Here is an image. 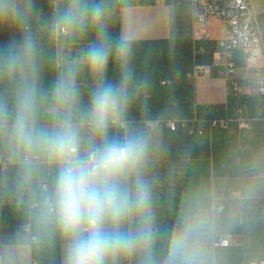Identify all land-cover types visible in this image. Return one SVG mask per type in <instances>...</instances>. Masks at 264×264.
Here are the masks:
<instances>
[{"label": "clouds", "instance_id": "obj_1", "mask_svg": "<svg viewBox=\"0 0 264 264\" xmlns=\"http://www.w3.org/2000/svg\"><path fill=\"white\" fill-rule=\"evenodd\" d=\"M122 0H0V205L16 227L0 264L60 250L61 264H216L211 241L264 198V148L230 184L193 186L162 222L156 139L131 112L148 88ZM116 78H109V66Z\"/></svg>", "mask_w": 264, "mask_h": 264}, {"label": "crops", "instance_id": "obj_2", "mask_svg": "<svg viewBox=\"0 0 264 264\" xmlns=\"http://www.w3.org/2000/svg\"><path fill=\"white\" fill-rule=\"evenodd\" d=\"M251 1L264 43V0ZM40 4L47 11L45 0H40ZM213 21L217 20H212L204 32L206 38H197L190 0H122L116 4L111 30L113 34L123 30L135 38V70L148 81L146 92L131 112L132 117L150 121L187 120L194 129V134L181 130L171 133L164 125L154 129L156 149L151 176L155 180L156 207L162 222L171 218L173 205L179 203L186 190L193 186L211 188L219 183L230 184L244 160L253 151L264 148V96L259 95L241 50L235 52L237 93L226 79L215 73L196 80L187 78L197 54L202 62L218 54L222 32L211 35ZM5 39L7 35L0 36V42ZM177 45L185 46L190 56L184 77L177 75L174 67L178 61ZM162 46L173 48L176 56L172 55V63L162 58L166 62L163 68ZM182 62L185 64V60ZM259 66L263 68L264 63ZM108 74L109 78H116L111 65ZM180 110L189 113L178 114ZM240 119L247 120L250 128L240 129ZM214 120L219 123L212 127ZM225 120L227 123H222ZM263 204L261 198L239 222L219 228L211 241L216 264H250L264 259ZM16 224L10 206L0 205V239L13 232ZM216 236H229L230 245L216 248ZM33 261L61 264L59 247L51 253H33L30 264Z\"/></svg>", "mask_w": 264, "mask_h": 264}, {"label": "built area", "instance_id": "obj_3", "mask_svg": "<svg viewBox=\"0 0 264 264\" xmlns=\"http://www.w3.org/2000/svg\"><path fill=\"white\" fill-rule=\"evenodd\" d=\"M193 21V32L197 38H206L204 33L210 26L212 20H217L222 24V37L218 41V54L208 64L193 63L192 69L187 73V78L196 80L198 78L217 74L227 80L229 87L234 91H239L236 81L235 52L241 50L248 68L253 75L255 86L259 95L264 96V43L259 28L256 15L251 0H190ZM205 34V35H204ZM200 53H204L201 50ZM162 84H165L163 82ZM153 128L164 125L169 132L177 133L187 131L194 134V129L189 126L187 120H154L151 121ZM218 121H212V127L218 125ZM222 123H227V120ZM240 129L250 128V124L245 119L239 120ZM264 215V204L262 206ZM231 243L229 236H216L214 246L228 247ZM32 264H38L33 261ZM250 264H264V259L260 262Z\"/></svg>", "mask_w": 264, "mask_h": 264}, {"label": "rangeland", "instance_id": "obj_4", "mask_svg": "<svg viewBox=\"0 0 264 264\" xmlns=\"http://www.w3.org/2000/svg\"><path fill=\"white\" fill-rule=\"evenodd\" d=\"M210 30H211L210 33H211L212 36H214L215 34L216 35L220 34V32H222L221 23L220 22H217V21H213V27ZM161 48H162L161 59L162 58L163 59H166L168 62H169V60H171V63H172L174 61V59H173L174 57L172 55L175 56V54L172 52V51H174L173 48H169L168 49V48H165L164 46H162ZM175 51H177V59H178L177 62H179V61L182 62V61L185 60V64H187V62L190 60V56L188 54L187 48L185 46H178L177 45V47H175ZM147 63H146V60H145V64H147ZM155 66H156V64H155ZM174 67L176 68V65ZM161 73L163 75L164 74V71H161Z\"/></svg>", "mask_w": 264, "mask_h": 264}, {"label": "trees", "instance_id": "obj_5", "mask_svg": "<svg viewBox=\"0 0 264 264\" xmlns=\"http://www.w3.org/2000/svg\"><path fill=\"white\" fill-rule=\"evenodd\" d=\"M195 61L198 62V63H206V64L211 62L210 58H208L207 60H203L204 62H202V59H200V56H198V54L195 57ZM179 62H176V64H175L176 65V73H177V75H180V76L184 77V74L186 73V70H187L188 66H186V64H184V62H181V61H179ZM160 65H161V68H163L166 65V62H164V60L162 59ZM188 113H189L188 110H180V111H178V114H188Z\"/></svg>", "mask_w": 264, "mask_h": 264}]
</instances>
